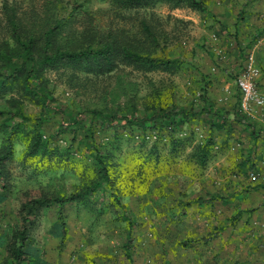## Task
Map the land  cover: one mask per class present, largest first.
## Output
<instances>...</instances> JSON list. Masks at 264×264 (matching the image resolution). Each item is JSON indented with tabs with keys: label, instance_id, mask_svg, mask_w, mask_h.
I'll return each instance as SVG.
<instances>
[{
	"label": "rangeland",
	"instance_id": "rangeland-1",
	"mask_svg": "<svg viewBox=\"0 0 264 264\" xmlns=\"http://www.w3.org/2000/svg\"><path fill=\"white\" fill-rule=\"evenodd\" d=\"M196 1L192 7L162 0L136 11L113 0H0V49L12 44V21L38 42L63 18L56 42L70 47L82 43L86 26L136 39L141 19L154 28L158 46L149 53L172 59L169 69L122 62L99 76L44 71L56 99L74 110L196 108L202 95L214 110L173 130L96 131L110 181L77 202L38 209L23 264H264V0ZM241 79L252 84L246 101ZM15 109L25 116L40 111L14 84L0 87V152L6 129L19 125L0 178V264L9 262L6 245L22 203L42 191L66 195L98 169L84 144L58 134L54 113L40 126L38 151L29 154L35 132L9 117ZM235 110L248 117L247 126Z\"/></svg>",
	"mask_w": 264,
	"mask_h": 264
},
{
	"label": "trees",
	"instance_id": "trees-1",
	"mask_svg": "<svg viewBox=\"0 0 264 264\" xmlns=\"http://www.w3.org/2000/svg\"><path fill=\"white\" fill-rule=\"evenodd\" d=\"M162 0H113V3L122 9L140 10L147 4ZM169 2L184 1L192 7H197L196 0H163ZM135 11V12H136ZM65 19L61 18L48 25L40 34L37 42L35 37L23 36L19 26L12 21V44L0 49V57L8 56V63L2 61L0 64V87L14 84L20 95L26 97L31 103L40 109L39 114L25 116L22 112L9 110V117H18L25 120L33 127L35 137L28 153L35 154L41 140L40 126L48 114L54 113L60 116L56 131L68 133L71 142L76 140L84 144L90 158L97 164V175L95 179L79 186L72 192L56 196L47 192H41L32 196L27 202L22 203L19 209V224L10 231L6 252L9 262L7 264H23L27 254L25 245L28 238V228L37 210L48 207L52 203L63 205L68 202H77L84 196L95 192L100 185L109 182L108 165L100 147L97 145L96 131L111 130L117 133L120 128L137 127L141 130H162L170 127L171 130L181 127L191 118L213 113V104L206 97L201 96V107H187L176 104L152 105L143 111H129L119 113L106 107H89L74 110L66 103L58 101L54 95L52 84L43 76L47 69H70L74 73L80 71L84 74L99 76L109 73L118 68V64L124 62L133 67H149L169 69L173 60L163 57H155L149 50L158 46V35L147 18L139 22L140 38H132L121 29L116 33L107 31L105 34L95 27L86 26L80 31L82 43L70 47L57 44L56 38L61 32ZM137 37V36H136ZM83 41H85L83 43ZM39 43V45L37 44ZM75 75V74H74ZM16 105L18 102L14 100ZM15 106V105H14ZM12 106V108L14 107ZM235 120L248 125V117L238 112H233ZM49 119V118H48ZM47 119V120H48ZM210 127H220L219 123L206 120ZM18 123L6 129L4 141L5 152H0V178H3L2 167L6 158L11 153L12 136L17 132ZM79 138V139H78ZM2 187H5L3 184ZM130 239V238H129Z\"/></svg>",
	"mask_w": 264,
	"mask_h": 264
},
{
	"label": "built area",
	"instance_id": "built-area-1",
	"mask_svg": "<svg viewBox=\"0 0 264 264\" xmlns=\"http://www.w3.org/2000/svg\"><path fill=\"white\" fill-rule=\"evenodd\" d=\"M239 87H240L241 93L243 94V101L249 100V98H251L253 95L252 84L248 80L241 79L239 80Z\"/></svg>",
	"mask_w": 264,
	"mask_h": 264
}]
</instances>
